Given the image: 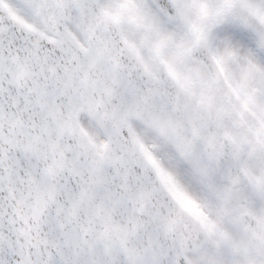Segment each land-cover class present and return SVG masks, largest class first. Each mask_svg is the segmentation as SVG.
Segmentation results:
<instances>
[{
	"label": "snow or ice",
	"instance_id": "snow-or-ice-1",
	"mask_svg": "<svg viewBox=\"0 0 264 264\" xmlns=\"http://www.w3.org/2000/svg\"><path fill=\"white\" fill-rule=\"evenodd\" d=\"M0 264H264V0H0Z\"/></svg>",
	"mask_w": 264,
	"mask_h": 264
}]
</instances>
